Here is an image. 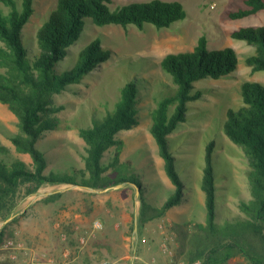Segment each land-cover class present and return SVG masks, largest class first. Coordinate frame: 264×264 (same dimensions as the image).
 <instances>
[{"label":"trees","instance_id":"obj_1","mask_svg":"<svg viewBox=\"0 0 264 264\" xmlns=\"http://www.w3.org/2000/svg\"><path fill=\"white\" fill-rule=\"evenodd\" d=\"M0 3L8 8L5 11L0 6V101L7 104L19 120V131L10 136L12 143L17 151L28 153L33 160L31 167L25 160L14 157L7 145L0 143V216L3 219L15 213L22 189L24 196H30L46 184H73L95 190L118 183L136 184L141 201L140 226L166 216L170 209L187 200L190 191L197 193L195 180L191 186L183 180L171 143L178 144L177 148L181 149L183 137L190 136L191 130H181L190 126L183 124L190 114L191 103L203 98L204 91L197 88V83L207 78L230 76L238 69L240 57L235 48L211 49L208 38L203 35L194 49L169 53L162 59L161 68L172 79L171 84L158 80L167 86L163 92L150 90L146 77L151 76V66L150 74H143L145 77L139 78L140 81L130 79L119 92L116 89L117 98L106 104L105 109L83 115L77 113L72 122L86 142V152H80L84 166L80 167L75 161L73 167L62 174L57 170L64 167V162L60 155L52 152L56 149L55 140H48L51 132L64 125L60 113L68 109L57 102V97L77 93L74 85L83 83L88 75L114 57V51L104 46L101 35L77 53L73 52V46L83 38L86 27L89 24L117 25L143 30L152 24L158 29L170 28L176 21L184 19L187 11L179 0L134 1L115 7L114 0H58L36 33L31 34L25 33V27L36 12L37 0H0ZM262 10L264 0H245V7L231 11L229 15L239 19ZM232 36L255 47L245 63L254 72L264 71V25L240 27L232 32ZM66 61L73 62V67L63 72L55 69L59 62ZM240 93L242 103L228 108L225 121L221 120L219 140L205 142V165L195 166L193 178L201 174L199 185L205 193L206 220L191 218L175 224L181 237V251L189 248V264L196 261L228 264L238 256L245 257L251 264H264V84L245 80ZM148 100L151 105H142ZM145 110L148 111L146 115ZM143 114L144 120L151 121L150 131L171 182L168 192L172 190V193L166 195L167 199L162 200V197L158 204L150 200L146 194L147 186L142 185L140 178L129 177L119 168L132 160L121 159L124 140L118 134L139 126ZM192 115L196 116L197 112ZM222 137L240 148L238 155L231 147L235 155L247 159L244 172L251 197L246 198L240 193L238 212L231 211L224 202L229 193L239 196L241 178L232 164L231 171L222 174L219 181L212 164L214 156L220 158V154L229 159L223 151ZM41 141L47 145L45 151L39 147ZM59 141L62 146L63 140ZM113 146L116 147L113 155L105 159ZM178 152L180 158L188 157H183L186 153ZM55 158L62 167L50 168ZM154 184L151 181L149 185L153 187ZM62 195V191L54 192L44 201H54ZM26 213L27 209L3 225L0 244L15 236L16 223ZM135 220L136 217L133 228Z\"/></svg>","mask_w":264,"mask_h":264},{"label":"rangeland","instance_id":"obj_2","mask_svg":"<svg viewBox=\"0 0 264 264\" xmlns=\"http://www.w3.org/2000/svg\"><path fill=\"white\" fill-rule=\"evenodd\" d=\"M134 1L149 0H114L113 6ZM179 1L184 4L187 16L176 21L170 28L158 29L152 24H148L143 30L136 26L125 29L117 25L100 27L89 24L86 27L83 38L73 46V52L77 53L90 40L101 35L104 39V46L110 47L114 51V57L88 75L83 83L74 85L77 93L69 92L66 95L57 97V102L66 105L68 109L60 113L64 125L60 129L51 132L48 140H55L53 144L56 145V149L52 152L60 155V159L64 162V167L57 171L66 174L68 168L73 167L75 161L78 162L80 167H83L84 160L80 152H86V142L73 126L72 120L76 114L83 115L84 113L95 112L97 109H105L106 104L117 98L116 89L119 92L120 88L130 79L140 81L139 78L143 79L145 77L143 74L151 73L150 75L153 77L150 78V75V77H146L151 85L150 90L153 89L155 93L158 91L159 93L163 92L167 86L162 82L159 83V81L171 84L172 79L163 72L160 65L162 59L169 53L194 49L199 38L205 35L211 49L235 48L239 54L240 62L238 69L230 76L220 79L207 78L197 83V88L204 91L203 98L191 103L190 114L188 113L187 121L183 124L190 126H186L181 130V132L191 130L190 136L183 137L181 149L177 148L178 144L171 143L183 180L190 186L195 180L197 193L190 191L186 196L187 200L181 205L170 209L166 216L154 218L143 226H140L138 222V228L135 232V227L133 228L134 219L140 213V200L135 195L136 187H138L136 184L118 183L113 186L119 187L112 186L108 190H92V193H84L87 195L76 194L70 197L74 200L67 202L68 205L63 201L66 206L60 205L61 201L58 199L44 201L47 196L45 192L50 190L45 189L48 184L43 185L38 193L30 196H24V189H22L14 214L17 216L26 209L27 213L16 223L15 236L9 238L24 242L28 252L20 251L18 258L14 260L10 258L11 251H3L0 255V264H45L46 259L44 258L47 254L52 253L54 254L51 256L57 258L60 262L74 254L73 251L76 249L74 245L79 242H75L76 236L88 233L93 228L96 219L103 222L104 228L97 232L96 237L89 238L86 243L87 248L90 245L89 249L93 250L92 256L88 255L87 264H132L133 256L135 257L134 264H177L180 261L189 264V248L181 251V237L175 224L190 221L191 218L194 221L204 222L206 220L205 193L199 185L201 174L193 178L195 166L198 168L199 165L204 166L206 163L205 142L214 139L219 140L220 123L222 119L225 121L228 108L236 107L242 103L240 93L242 82L254 80L264 84V71L254 72L245 63L246 57L255 51V47L245 40L235 39L232 36V32L240 27L264 25V10L245 18L234 19L229 15L230 12L245 7V0ZM57 2L58 0H37L36 12L25 27V33L35 34L50 11L55 8ZM0 6L8 11V8L2 3H0ZM25 37L27 39V36ZM0 44H2L1 41ZM72 63L59 62L55 69L63 72L73 67ZM151 66L152 69L149 73ZM142 105H151V101L142 102ZM194 107L195 110H193ZM143 112L146 115L148 111ZM193 112H197V115L193 116ZM144 114L139 126L122 130L118 134V137L124 140L121 159L123 161L132 160V163L125 162L119 168L123 174L129 177L140 178L142 185L147 186L146 194L150 200L158 204L162 197V200L167 199L172 193V190L168 192V189L171 188V182L166 173L165 162L160 155L159 146L150 131L151 121L150 119L144 120ZM18 121L17 115L10 110L9 106L0 101V143L7 145L14 157L25 160L29 166L33 167L31 156L28 153L17 151L10 139L12 134L19 131ZM84 123L89 124L86 121ZM181 138L182 136H180ZM59 140H63L62 146H60L61 142ZM221 140L224 142L223 151H226L229 159L220 154V158L214 156L212 164L219 181L222 179V174L231 171L232 164L235 172L241 178V183L238 185L240 187L239 196L229 193L224 202V205L231 211L238 212L240 193L246 198L251 197V191L244 172L248 166L247 159L235 155V153L240 154L239 147L224 137ZM39 147L43 151L47 149V145L43 141L39 142ZM231 147L235 148V153L230 150ZM115 148L113 146L109 149L105 159L113 155ZM178 151L186 153L183 157H188L180 158ZM54 166L62 167V163H59L55 158L50 168ZM151 181L155 182L153 187L149 185ZM189 185L188 187H190ZM50 186H53L51 189L60 186H74L73 188L84 190L81 192L90 190L73 184H51ZM91 194L95 197H89ZM220 203L219 199V207ZM63 209L68 212L70 209L74 213H70V217L66 215V220H63L62 214L66 213ZM49 211L52 213H49ZM76 214H79V219ZM123 215L129 217L128 225L124 223ZM5 220L0 216V229L3 227L2 223ZM66 222L70 224L68 227L65 226ZM107 224L112 226L107 227ZM188 229L192 231L193 227ZM105 234L118 238L119 245L114 248V251L112 246L109 247L110 252L107 247H104L102 238ZM44 235L50 240L49 244L38 241V237ZM64 235L66 239H63ZM72 240L75 241L72 242ZM122 240L128 243L127 247L123 245ZM164 244L168 245V251L163 250ZM120 249H125L129 255L123 262L118 260L119 253L117 252ZM66 250L70 251L69 256L64 255ZM228 264L251 263L245 257L238 256Z\"/></svg>","mask_w":264,"mask_h":264},{"label":"crops","instance_id":"obj_3","mask_svg":"<svg viewBox=\"0 0 264 264\" xmlns=\"http://www.w3.org/2000/svg\"><path fill=\"white\" fill-rule=\"evenodd\" d=\"M51 184H48V186L47 187H45V189H50V190H48L47 192H45V194H47V196L48 195H50V194H52V193H54V192H58V191H62L63 192V195L60 197V198H58V200L59 201H61V204L60 205H65L66 206V204L68 205V203L67 202H70V201H73L74 200V198H72V199H70V197H73V196H75L76 194L77 195H79L80 193H82V195H87V194H89V193H92V190H94V189H90V188H86V189H90V190H86V191H88V192H81V191H84V190H82V189H78V188H73V187H71V186H67V187H63V186H60L59 188H54V189H51V187H53V186H50ZM97 191V190H96ZM84 193H87V194H84ZM89 197H95V196H93L92 194L89 196ZM110 197V196H109ZM66 202V204H64V202ZM63 210H65V209H63ZM66 211V210H65ZM49 213H52V212H50L49 211ZM70 213H74V211H71L70 209H69V212L68 211H66V213H64V214H62V216L64 217V219L63 220H66V215H68L69 217H70ZM77 215V218L79 219V214H76ZM73 217V216H72ZM72 219H75V218H72ZM122 219H123V221H125L124 223L126 224V225H128L129 224V217L128 216H126V215H123L122 216ZM59 223V222H58ZM58 223H57V225H58ZM61 223V222H60ZM68 225H70V224H68V222H66L65 223V226H67L68 227ZM56 226V225H55ZM110 227V226H112V225H110V224H107V227ZM78 227V226H77ZM106 229V228H105ZM69 230V229H68ZM104 234V233H103ZM80 236H76V238H75V240H72V242H78L77 244H75L74 245V247L76 248V249H74V251H73V255L72 256H70V257H66V258H64L62 261H58V259L57 258H54L53 256H51L52 254H54V253H52V254H47V255H49V256H47L46 255V257L44 258V259H46V261H44L45 262V264H87V261H88V255H91L92 256V251L93 250H91V249H89L90 248V245H89V247L87 248V246H86V244L85 245H81V243H80ZM63 239H66V237H63ZM120 240H121V238H119ZM38 241L39 242H41V243H43V244H49V242H50V240H48V238H46L45 237V235L44 236H39L38 237ZM102 241H103V245H104V247H107L108 249V251L109 250H111L109 247H113V251H114V248L115 247H117L119 244V240H118V238H116V237H113V236H107L106 234L103 236V238H102ZM67 242H71V241H67ZM122 242H123V245L124 246H126L127 247V245H128V243L124 240H122ZM80 243V244H79ZM74 244V243H73ZM88 249V250H87ZM95 249V248H94ZM28 251H26V253H27ZM110 252V251H109ZM116 252V251H115ZM114 252V253H115ZM90 253V254H89ZM117 253H119L118 254V260H122V262L125 260V259H127L128 257H129V255H128V253L125 251V249H123V250H121L120 249V251H118ZM65 255V254H64ZM90 259V258H89ZM36 264V263H35Z\"/></svg>","mask_w":264,"mask_h":264},{"label":"built area","instance_id":"obj_4","mask_svg":"<svg viewBox=\"0 0 264 264\" xmlns=\"http://www.w3.org/2000/svg\"><path fill=\"white\" fill-rule=\"evenodd\" d=\"M104 228V224L100 219H96L93 223V228L86 234L80 236L81 244H86L88 239L91 237H96L97 232ZM64 237H66L64 235ZM168 245L164 244L163 250L168 251ZM3 251H11L10 258L17 259L20 251H27V246L24 242L16 240L14 238L6 239L3 243L0 244V255ZM66 256H69L70 251L66 250L64 253ZM177 264H185V261H180ZM195 264H200V261H196Z\"/></svg>","mask_w":264,"mask_h":264},{"label":"water","instance_id":"obj_5","mask_svg":"<svg viewBox=\"0 0 264 264\" xmlns=\"http://www.w3.org/2000/svg\"><path fill=\"white\" fill-rule=\"evenodd\" d=\"M122 186V185H121ZM71 187H74V186H71ZM113 187H119V186H113ZM110 188V187H109ZM109 188H106V189H104V190H108ZM95 190V189H94ZM135 195H136V198H139V200H140V194H139V189H138V187H136V192H135ZM140 204H141V201H140ZM14 216H15V214H12L9 218H7L3 223H2V225H5L6 223H8L11 219H13L14 218ZM135 222H136V226H135V232L137 231V228H138V215H136V220H135ZM134 256H133V258H132V264H134Z\"/></svg>","mask_w":264,"mask_h":264}]
</instances>
